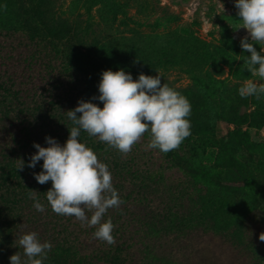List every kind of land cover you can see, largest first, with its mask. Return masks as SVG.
I'll use <instances>...</instances> for the list:
<instances>
[{
	"label": "trees",
	"instance_id": "1",
	"mask_svg": "<svg viewBox=\"0 0 264 264\" xmlns=\"http://www.w3.org/2000/svg\"><path fill=\"white\" fill-rule=\"evenodd\" d=\"M6 1L11 5L16 3L17 7L9 14L0 8V35L11 37L22 34L25 44L35 47L29 56V68L34 69L32 63L38 59L37 65L41 68L34 75H28L33 84L29 83L26 87L18 86L19 82L7 68L0 70V264H10V256L16 252L22 260L27 259L23 249L18 247V239L31 231L38 234L41 242L52 244L43 264H127L129 245L124 236L132 223L131 205L139 201L149 208L144 221L147 226L152 227L158 222L162 224L160 228L166 230L174 224L177 227L186 224L185 217L174 211L176 203L167 201L164 191L158 186L153 188L148 185V181L162 175L156 173L152 176L144 161H138L141 144L148 142L147 134L125 156L81 130L80 141L108 165L113 186L123 201L119 209H109L105 216V219L110 217L115 225V244L108 245L96 239L93 236L94 227L82 224L73 216L57 215L48 205L46 191L52 183L49 181L42 185L34 175L43 171V160L37 162L34 168L28 166L31 156L38 151L34 143L47 147L45 138L50 136L63 146L73 127L67 111L75 109L81 100L103 107L97 97L98 85L105 70L123 69L134 80L140 73L156 76L159 72L162 83L189 100L190 135L178 149L163 153L177 171L185 173L199 162L202 168L214 167L217 183L222 180L257 182V173L248 170L243 158L236 154L242 147L248 150L250 156L254 154L256 146L248 140L243 125L250 120L254 125L264 126V111L259 105L255 104L250 112L240 111L243 102L229 106L232 110L226 113V120L235 126L231 132L235 143L216 139V164L212 166L200 161L198 137L202 132L213 131L216 121L224 119L222 114L214 116V121L211 105L204 97L190 90L182 93L166 77L167 72L179 70L189 74L199 84L202 72L210 75L211 68L216 74L224 73L221 61L230 68L239 65L244 50L232 36L224 34L225 37L215 44L194 32L186 33L183 27L177 25L179 16L166 10L165 14L151 20L158 6L152 0H72L69 16H65L66 10L59 11L58 0H0L2 4ZM131 8H135L133 15L129 14ZM94 11L99 12L106 24L124 25L133 34L114 37L112 34H98L102 23L93 20ZM4 50L2 43V54ZM11 57L8 54L5 59ZM202 150L205 152L206 147ZM21 161L22 170L18 168ZM260 185L257 191L264 190ZM31 191H35L36 197L45 205L43 212L33 207L34 202L28 197ZM86 214L91 216L90 212ZM112 216L118 220L123 216L127 219L116 225ZM142 218L143 215L139 220ZM238 234L242 237L245 233L239 230Z\"/></svg>",
	"mask_w": 264,
	"mask_h": 264
},
{
	"label": "rangeland",
	"instance_id": "2",
	"mask_svg": "<svg viewBox=\"0 0 264 264\" xmlns=\"http://www.w3.org/2000/svg\"><path fill=\"white\" fill-rule=\"evenodd\" d=\"M152 1L158 6L157 12L150 17L151 20L165 14L166 10L179 16L177 25L183 27L184 32H194L215 44H218L225 35H230L241 47V38L248 36L246 29H236L240 21L235 0ZM71 2L72 0H58L59 11H67L65 16L70 15ZM15 6L17 7L16 3L11 5L7 1L5 4L0 2V8L8 14ZM134 13L135 8L129 9V14ZM94 15L93 20H100L102 23L100 25L102 29L98 30V34H112L113 37L133 34L124 25L116 27L113 24H106L101 20L99 12L94 11ZM86 17L87 15L84 16ZM248 38L251 42L250 36ZM25 42L22 34L11 37L0 35V70L2 71V67L7 68L19 82L20 87L33 84L28 75H34L41 68L37 65L39 59L32 63L34 69L29 68V56L35 47H30ZM2 43L5 47L3 54ZM254 46L259 52L260 45ZM8 54L13 57L5 59ZM247 55L250 53L244 51V56H240L242 62L233 68L221 61L225 70L222 74H216L212 68L210 75L202 72L199 84L185 72L172 70L166 73V77L182 93L190 90L204 97L211 105L210 111L213 112L211 116L214 121V116L220 114L224 118L216 121L213 131H205L199 135L198 156L201 162L210 163L212 166L216 164L215 151L218 149L216 139L228 144L235 143L231 137L235 126L226 120V113L232 110L229 107L231 104L243 102L241 112H250L255 108V104L264 111V98L258 101L254 97L241 98L238 94V89L245 81L258 79L251 77L245 70L243 59ZM243 130L247 132L248 140L253 142L256 148L252 156L244 147L239 149L236 155L243 158V164L248 170L257 173V182L222 180L217 183L218 178L213 173L214 167L205 169L198 165L199 162L192 166L191 170L183 173L171 166L165 154L156 149H147L145 147L147 142L141 144L138 161L141 163L144 161L152 176L156 173L162 175L148 181V185L153 188L158 186L164 191L167 201L176 203L174 211L177 210L180 216L185 217L186 224L182 227L174 224V227L166 230L161 229L162 224L158 222L152 227L147 226L144 221L149 208L141 201L133 203L132 223L130 227L125 228L127 232L124 236L125 242L129 245L127 264H264V241L259 239L260 234L264 232V190L257 191L260 184V187L264 188V126L254 125L248 120L243 125ZM203 147H206L205 152L202 150ZM114 213L115 210L112 215ZM142 215L140 221L139 217ZM124 217L118 220L112 216V219L116 221V225H121L120 222L127 219ZM239 230L244 231L245 238L244 235L240 237Z\"/></svg>",
	"mask_w": 264,
	"mask_h": 264
},
{
	"label": "clouds",
	"instance_id": "3",
	"mask_svg": "<svg viewBox=\"0 0 264 264\" xmlns=\"http://www.w3.org/2000/svg\"><path fill=\"white\" fill-rule=\"evenodd\" d=\"M239 26L250 36L241 38V47L250 53L243 59L245 70L251 77L238 89L241 98H264V0H235ZM260 45V51L254 45ZM158 72V71H157ZM162 76L140 73L134 80L123 69L102 72L98 85L99 101L103 107L91 101L81 100L75 109L67 111L73 127L62 146L54 138L46 136L47 147L34 143L38 149L28 164L34 168L41 159L43 171L35 174L40 184L49 181L52 187L46 191V200L57 215L73 216L82 224L94 227L93 236L108 245L115 244L111 218L105 219L109 209H119L123 201L113 186L112 174L106 163L94 150L81 142V130L97 138L123 155L131 152L147 134V149L168 153L179 148L190 135L191 104L180 92L162 83ZM80 113L81 115H77ZM22 170L23 161L18 165ZM38 212L45 205L28 193ZM91 213V216L86 214ZM264 241V232L259 236ZM18 247L23 249L26 260L19 252L10 256V264H43L52 248L48 241L41 242L35 231L19 236Z\"/></svg>",
	"mask_w": 264,
	"mask_h": 264
}]
</instances>
